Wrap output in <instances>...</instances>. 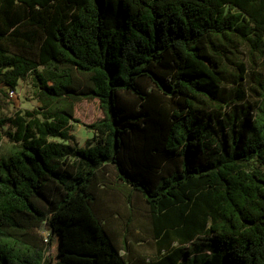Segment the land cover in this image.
Wrapping results in <instances>:
<instances>
[{"label": "trees", "instance_id": "1", "mask_svg": "<svg viewBox=\"0 0 264 264\" xmlns=\"http://www.w3.org/2000/svg\"><path fill=\"white\" fill-rule=\"evenodd\" d=\"M27 77L0 264H264V0H0V84Z\"/></svg>", "mask_w": 264, "mask_h": 264}, {"label": "rangeland", "instance_id": "2", "mask_svg": "<svg viewBox=\"0 0 264 264\" xmlns=\"http://www.w3.org/2000/svg\"><path fill=\"white\" fill-rule=\"evenodd\" d=\"M35 87L30 77L19 81L17 88L12 96L7 93V88L0 84V119L13 116L16 112H24L32 110L39 105L34 93ZM103 111L99 101L83 100L76 105L75 117L79 122L70 123V133L74 135L79 146H84L91 139L92 133L88 131L83 123H91L92 121L102 117ZM13 130L8 124L0 126V156L6 153L10 146V140L6 135V131ZM52 140H60L53 138ZM206 252V250H203Z\"/></svg>", "mask_w": 264, "mask_h": 264}, {"label": "built area", "instance_id": "3", "mask_svg": "<svg viewBox=\"0 0 264 264\" xmlns=\"http://www.w3.org/2000/svg\"><path fill=\"white\" fill-rule=\"evenodd\" d=\"M14 92H15V90H9V91H8V94H9L10 96H12V95L14 94Z\"/></svg>", "mask_w": 264, "mask_h": 264}]
</instances>
